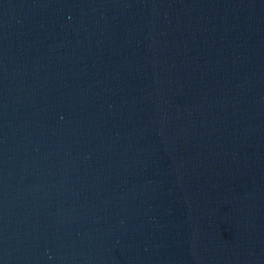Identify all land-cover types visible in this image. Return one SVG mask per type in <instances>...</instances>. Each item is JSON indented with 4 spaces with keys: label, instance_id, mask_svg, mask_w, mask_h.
<instances>
[{
    "label": "water",
    "instance_id": "water-1",
    "mask_svg": "<svg viewBox=\"0 0 264 264\" xmlns=\"http://www.w3.org/2000/svg\"><path fill=\"white\" fill-rule=\"evenodd\" d=\"M0 264H264V0H0Z\"/></svg>",
    "mask_w": 264,
    "mask_h": 264
}]
</instances>
